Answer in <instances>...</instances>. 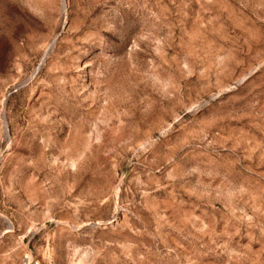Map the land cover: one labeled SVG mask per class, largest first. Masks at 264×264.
<instances>
[{
	"label": "rangeland",
	"instance_id": "obj_1",
	"mask_svg": "<svg viewBox=\"0 0 264 264\" xmlns=\"http://www.w3.org/2000/svg\"><path fill=\"white\" fill-rule=\"evenodd\" d=\"M0 264H264V0H0Z\"/></svg>",
	"mask_w": 264,
	"mask_h": 264
}]
</instances>
